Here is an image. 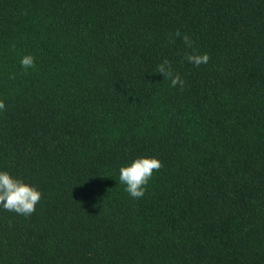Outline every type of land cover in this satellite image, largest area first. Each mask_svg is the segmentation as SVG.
I'll list each match as a JSON object with an SVG mask.
<instances>
[{
    "label": "trees",
    "instance_id": "trees-1",
    "mask_svg": "<svg viewBox=\"0 0 264 264\" xmlns=\"http://www.w3.org/2000/svg\"><path fill=\"white\" fill-rule=\"evenodd\" d=\"M0 100V171L42 193L0 206V264H264V0H0Z\"/></svg>",
    "mask_w": 264,
    "mask_h": 264
},
{
    "label": "clouds",
    "instance_id": "clouds-1",
    "mask_svg": "<svg viewBox=\"0 0 264 264\" xmlns=\"http://www.w3.org/2000/svg\"><path fill=\"white\" fill-rule=\"evenodd\" d=\"M177 38H182V42L186 48L191 51L184 53V58L188 63L199 67L201 64H206L210 59L207 53L200 54L192 38L187 34H181L177 30L174 34ZM169 43H175V39L169 37ZM21 67L25 70L35 68V57L25 55L22 57ZM154 73L163 75V79L171 81V86L179 85L183 88L185 81L181 78L178 72H174L171 62L164 59L153 70ZM10 78L15 79V75ZM5 110L4 101L0 100V111ZM162 167V162L156 157H139L131 163L121 166L119 169V183L125 185V191L134 199H140L144 196L146 186L154 171H159ZM42 193L33 185L24 182L22 179L13 177L7 171H0V206L6 211L14 212L25 217L30 216L35 212V206L40 202Z\"/></svg>",
    "mask_w": 264,
    "mask_h": 264
}]
</instances>
